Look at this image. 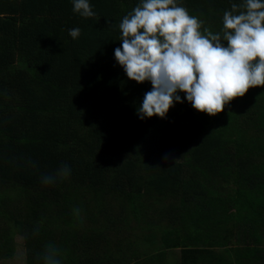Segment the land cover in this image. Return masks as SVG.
Segmentation results:
<instances>
[{"label": "trees", "instance_id": "1", "mask_svg": "<svg viewBox=\"0 0 264 264\" xmlns=\"http://www.w3.org/2000/svg\"><path fill=\"white\" fill-rule=\"evenodd\" d=\"M243 2L177 0L213 33ZM89 3L84 18L72 0H0V261L20 235L25 264L49 245L60 264H166L174 249L180 264H264V86L215 116L181 92L166 118L141 120L152 86L114 59L140 0Z\"/></svg>", "mask_w": 264, "mask_h": 264}, {"label": "clouds", "instance_id": "2", "mask_svg": "<svg viewBox=\"0 0 264 264\" xmlns=\"http://www.w3.org/2000/svg\"><path fill=\"white\" fill-rule=\"evenodd\" d=\"M72 2L74 13L95 16L89 0ZM202 24L177 0H140L122 18L121 46L114 50V59L129 80L152 86L138 106L139 119L166 118L174 103L183 102L181 92L193 109L215 116L250 88L264 86V0L232 4L223 14L222 32H202ZM80 33L78 27L68 30L73 39ZM70 171L64 165L58 175L67 177ZM56 179L45 175L41 182ZM79 212L74 209L77 216ZM57 256L58 250L49 245L44 264H60Z\"/></svg>", "mask_w": 264, "mask_h": 264}, {"label": "rangeland", "instance_id": "3", "mask_svg": "<svg viewBox=\"0 0 264 264\" xmlns=\"http://www.w3.org/2000/svg\"><path fill=\"white\" fill-rule=\"evenodd\" d=\"M252 123V127H256V125H259L260 124V121L261 120V117L256 115H252L250 114V119H249ZM224 196L226 195L225 193L223 194ZM164 206V202H162V205L160 207V209ZM227 209L225 208H222V203L220 204V206L217 208V211L216 213L217 214H222V215H229L230 212H232L233 210H235L234 208H228V206L226 205ZM96 210V209H95ZM94 214H97V213H94ZM40 219H38V222H39ZM228 225H223L222 226V231H227L229 232V228H231V223L227 222ZM47 225H48V222H47ZM46 225V226H47ZM57 223H54L52 222V224H49L48 227L49 228H53V229H58L57 228ZM60 229V228H59ZM228 236L230 237L231 240H234L235 239V232L232 230L228 233ZM83 242H80L79 244H81ZM13 244L14 247H15V253H14V256L12 259L10 260H2L0 261V264H25V240L22 236L20 235H17L13 238ZM93 249V248H92ZM180 250L179 249H174V250H170L169 251V254H168V258L166 260V264H180ZM81 264V262L79 263Z\"/></svg>", "mask_w": 264, "mask_h": 264}]
</instances>
